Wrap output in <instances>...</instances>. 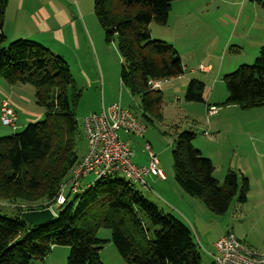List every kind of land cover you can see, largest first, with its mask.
Instances as JSON below:
<instances>
[{
	"label": "trees",
	"instance_id": "1",
	"mask_svg": "<svg viewBox=\"0 0 264 264\" xmlns=\"http://www.w3.org/2000/svg\"><path fill=\"white\" fill-rule=\"evenodd\" d=\"M174 1L94 0V13L107 39L115 36L117 40L120 83L139 99L141 117L146 120L160 119L162 104L160 92L151 90L148 81L183 75L173 47L151 39L148 30L150 23L165 26ZM7 2L0 0V79L9 86H31L43 119L29 123L20 133L0 137V202L16 205L9 206L15 210L11 214L0 206V264L43 261L53 246L69 247L66 264H103L100 252L107 243L125 264H200L190 228L118 176L102 178L79 194L67 193L65 203L58 205L62 209L45 224L32 227L20 217L55 204L59 185L81 157L75 153L68 67L60 57L28 40L16 39L3 47ZM222 81L227 93L222 105L264 107V48L252 65L240 66ZM204 90L202 82L190 80L184 98L204 103ZM193 138V133L183 131L172 140L178 187L215 215L224 214L235 197L244 203L247 179L230 170L219 183L213 177L212 162L193 148ZM99 229L110 230V238H97Z\"/></svg>",
	"mask_w": 264,
	"mask_h": 264
},
{
	"label": "rangeland",
	"instance_id": "2",
	"mask_svg": "<svg viewBox=\"0 0 264 264\" xmlns=\"http://www.w3.org/2000/svg\"><path fill=\"white\" fill-rule=\"evenodd\" d=\"M45 16L49 19L41 26ZM167 19L165 26L149 24L151 39L175 45L173 49L178 56L182 55L187 70L161 86L160 119L142 118L139 99L120 83L122 59L117 40L115 36L107 39L94 13V0H8L3 18V47L16 39L28 40L66 63L71 76L68 98L73 106L78 158L87 148L83 118L95 113L102 103L104 107L119 104L145 126L142 138L122 131L118 132V137L128 145L132 163L139 167L146 166L142 146L145 142L150 144L158 159V167L166 177L162 182L166 191L157 192L139 184L132 186L155 206L158 204V209L164 213L169 211L190 228L199 247L200 264H212L207 253H213L214 243L228 233L251 250L264 253V107L241 109L222 105L227 98L223 76L240 66L252 65L260 49L264 48V0L260 4L253 0H176L171 4ZM200 65H209L212 74L217 73L219 77L215 78V84L211 83L213 94L220 101L217 102L218 114L214 117H207L200 103L187 102L184 98L192 78L189 70ZM0 82L9 88L3 79ZM9 97L18 107H31L42 112L34 103L31 86L15 85ZM19 110L16 128L11 130L4 126L7 131L3 137L20 133L28 125L22 123L25 117ZM183 131L194 134L193 148L212 162L213 175L219 183L230 170L239 178L243 175L247 179L244 203H239L235 197L224 214L215 215L201 201L178 187L174 180L171 151L172 140ZM92 178V175L82 178L80 192ZM144 181L147 184L145 178ZM0 206L7 207L5 211L11 214L15 210L10 207L16 205L0 202ZM48 209L56 215L62 207L51 204ZM96 236L109 239L110 230L99 229ZM68 254L69 247L53 246L43 261H33L32 264H66ZM100 258L103 264H125L111 243L103 246Z\"/></svg>",
	"mask_w": 264,
	"mask_h": 264
},
{
	"label": "built area",
	"instance_id": "3",
	"mask_svg": "<svg viewBox=\"0 0 264 264\" xmlns=\"http://www.w3.org/2000/svg\"><path fill=\"white\" fill-rule=\"evenodd\" d=\"M168 81L169 79L149 80L147 84L151 90L160 91L161 86ZM216 112L215 106H207V117ZM0 122L3 126L13 130L15 128L16 114L10 108L8 100L0 101ZM119 131L142 138L145 126L128 109L116 103L83 118L86 152L72 168L68 179L59 185L54 199L56 205L65 203L66 190L69 196L81 193L80 182L88 175L93 178L85 188L109 176H122L120 178L128 183L139 184L142 188H146L144 178L147 175L159 180L165 179L150 144L145 142L142 146V151L146 154V166L139 167L132 163V153L128 145L119 139ZM213 247L214 252L207 253L213 264H264V253L251 250L230 233L220 237Z\"/></svg>",
	"mask_w": 264,
	"mask_h": 264
},
{
	"label": "crops",
	"instance_id": "4",
	"mask_svg": "<svg viewBox=\"0 0 264 264\" xmlns=\"http://www.w3.org/2000/svg\"><path fill=\"white\" fill-rule=\"evenodd\" d=\"M56 18L57 15H56ZM47 19H49L47 16L44 17V21H41V26L45 24V22L47 21ZM168 23V19H167V22L166 24ZM165 24V25H166ZM3 30L5 31V26H3ZM161 40V39H159ZM164 41V40H163ZM171 45V44H170ZM172 47H174L175 45H171ZM177 53V52H176ZM179 59L182 63L181 65V68L183 69V71H186L187 70V65L183 63V59H182V55L179 56ZM196 71V72H194ZM198 73L200 75H198ZM189 74H191L192 78L191 80H197V81H200L204 84L205 86V90H204V103H200L201 105H203L204 107V110L206 111V108L207 106H216L217 107V102H220L216 99V96L214 92V86L211 85V83L213 82L215 84L216 80L215 78H219L217 75V73L215 74H212V70L210 69V66L208 65H203V67L200 65L199 67L197 68H194V69H190L189 70ZM198 75V76H197ZM15 86V85H14ZM14 86H9V88H7L5 86V84H3L2 82H0V101L1 100H8L9 103H10V108L15 112L16 114V121L19 120L18 118V108L21 110V112L23 113L24 115V120L22 121V123L25 125V124H29V123H33L36 119H41L42 118V112L40 111H37V110H33L31 107H18L16 104H13L10 100V97H9V94L12 92V88ZM209 89V90H208ZM220 90V89H219ZM207 91V93H206ZM222 92V90H221ZM23 97L20 98V100L22 101ZM26 101H28L27 98H25ZM222 102V101H221ZM104 107V104L102 103L100 107L97 108V111L95 113H98L100 112L101 108ZM19 110V111H20ZM206 113V112H205ZM218 114V110L216 112L215 115ZM215 115H212V117H214ZM211 117V116H210ZM16 128V127H15ZM11 130H13L11 128ZM7 130L4 128V126L1 124L0 122V137H3L2 134H4V132H6ZM195 148V147H194ZM197 149V148H195ZM198 150V149H197ZM143 152V151H142ZM160 169V168H159ZM213 177L216 179V177L213 175ZM145 180H147V184L146 186H148V183H149V187H146V189H150V190H155L157 192H164L166 191V188L164 186H162V182H165L166 181V177L164 180H159L158 178L156 177H153V176H150V175H147L145 176ZM217 180V179H216ZM146 183V182H145ZM173 190V192L176 193V191L174 190V188H171ZM184 199V198H183ZM158 205V204H157ZM156 205V206H157ZM169 206V205H168ZM173 208H175L173 206ZM173 208L169 207L170 210H174ZM180 212H182L180 209H178ZM166 213H168L169 211H165ZM183 213V212H182ZM54 215V214H53ZM185 218H187V216L185 215ZM189 223H190V220L189 219H186ZM101 259V258H100ZM212 262V261H211Z\"/></svg>",
	"mask_w": 264,
	"mask_h": 264
},
{
	"label": "water",
	"instance_id": "5",
	"mask_svg": "<svg viewBox=\"0 0 264 264\" xmlns=\"http://www.w3.org/2000/svg\"><path fill=\"white\" fill-rule=\"evenodd\" d=\"M20 217L32 227H37L51 221L54 217L49 209L28 211L20 214Z\"/></svg>",
	"mask_w": 264,
	"mask_h": 264
}]
</instances>
